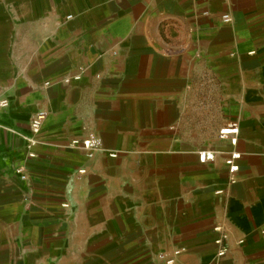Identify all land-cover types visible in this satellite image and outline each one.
<instances>
[{"label":"crops","instance_id":"crops-1","mask_svg":"<svg viewBox=\"0 0 264 264\" xmlns=\"http://www.w3.org/2000/svg\"><path fill=\"white\" fill-rule=\"evenodd\" d=\"M0 97V264H264V0H0Z\"/></svg>","mask_w":264,"mask_h":264},{"label":"built area","instance_id":"built-area-1","mask_svg":"<svg viewBox=\"0 0 264 264\" xmlns=\"http://www.w3.org/2000/svg\"><path fill=\"white\" fill-rule=\"evenodd\" d=\"M204 16L210 17L211 15L209 13H205ZM67 17H70V15H67ZM222 20L223 21H230L231 17L229 14L223 13L222 14ZM7 104H8L7 99L0 97V107H5V106H7ZM46 116H47V114L43 110H40V111L35 113V115L33 116L32 120H31V123H30L32 135L36 134L40 130V128L42 127V123L44 122ZM239 129H240L239 124L237 123V121L229 120L220 129L219 134L221 137L228 138L231 145L235 146L237 141H238ZM33 140H34V138L28 139V143H29L27 145V149L29 150V153L27 155L28 157L33 156L32 152H31V147L33 146ZM89 144H90L89 140H86L84 142L85 147L89 146ZM218 153H219V155H218ZM197 155H198L201 162L213 161L216 158L222 156L223 163L227 167L228 172H230L231 174H235L236 171H238L239 160L242 158V154L239 151H237L236 149L226 150V152L220 153L219 151H216L212 148H208V149L199 150L197 152ZM15 173H17L20 178L26 179L25 178L26 174L23 171L22 165L16 167ZM231 181H234V178H231ZM262 233H264V229H263ZM225 251H226V249L223 248V249H221V251H219V254H224ZM177 252H179V251L176 250L175 254ZM165 262L167 264H175L173 259H171V258L166 259Z\"/></svg>","mask_w":264,"mask_h":264},{"label":"rangeland","instance_id":"rangeland-1","mask_svg":"<svg viewBox=\"0 0 264 264\" xmlns=\"http://www.w3.org/2000/svg\"><path fill=\"white\" fill-rule=\"evenodd\" d=\"M68 13H70V12H68Z\"/></svg>","mask_w":264,"mask_h":264}]
</instances>
